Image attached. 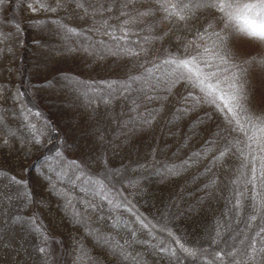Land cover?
Returning <instances> with one entry per match:
<instances>
[{"label": "rangeland", "instance_id": "374dc122", "mask_svg": "<svg viewBox=\"0 0 264 264\" xmlns=\"http://www.w3.org/2000/svg\"><path fill=\"white\" fill-rule=\"evenodd\" d=\"M30 2L0 3V264H264V42L197 0ZM204 47L247 135L165 63Z\"/></svg>", "mask_w": 264, "mask_h": 264}, {"label": "snow or ice", "instance_id": "6c2138e0", "mask_svg": "<svg viewBox=\"0 0 264 264\" xmlns=\"http://www.w3.org/2000/svg\"><path fill=\"white\" fill-rule=\"evenodd\" d=\"M60 2L61 0H57L58 5ZM156 2L166 13V19L175 16L180 20H184L186 18V10L190 11L192 7L191 0H187V2L185 0H175V2L173 0H156ZM0 3H3V0H0ZM34 4H39L40 8L46 11H55L54 8L48 7L44 0H31L28 6L33 12L38 10L33 6ZM195 7L216 9L226 19L228 26L234 27L248 37L264 42V0H197ZM145 14L147 13H142L141 15ZM69 31L72 30L70 29ZM207 32L208 29H205V33ZM212 35L216 37L212 44V49H215L218 46V42L222 43L223 37L220 33L214 31ZM203 38V35H201L200 39ZM203 53L215 56V60L219 61V63L213 62L212 64L207 61L204 62L205 67H215V71L206 73L200 68L202 54L199 53L198 56H193L190 59L171 58L165 63L175 65L178 79H183L191 87L199 89L202 97L208 103L213 104L224 115L231 131H243L247 135V126L252 125L255 128L256 124L253 123L251 116L248 115V110L242 103L244 91L243 85L239 84L240 73L233 70L237 66H229L228 61L224 57L219 56L208 47L203 48ZM221 65H225V67H221ZM257 121L264 125V117H258ZM258 130L264 132V127H260ZM249 140H251V137H249ZM260 150L264 151V148ZM220 155L223 156L224 153L222 152ZM241 155H244L242 150ZM13 179L15 180V178ZM17 183L23 182L18 181ZM41 251H44V249H41ZM185 251L189 250L185 249Z\"/></svg>", "mask_w": 264, "mask_h": 264}]
</instances>
